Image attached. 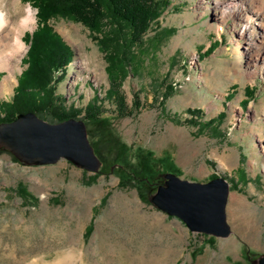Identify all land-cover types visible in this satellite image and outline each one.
Wrapping results in <instances>:
<instances>
[{"label": "rangeland", "instance_id": "obj_1", "mask_svg": "<svg viewBox=\"0 0 264 264\" xmlns=\"http://www.w3.org/2000/svg\"><path fill=\"white\" fill-rule=\"evenodd\" d=\"M13 1L0 2L5 10ZM167 1L143 44L127 51L132 64L119 89L132 113L125 116L107 96L108 55L124 50L110 22L94 33L67 17L49 21L74 52L57 92L76 107L102 102V123L78 120L105 162L102 173H89L66 159L27 165L0 149V264H257L264 254V55L250 49L263 28L248 18V6L259 10L264 0L225 9L217 0ZM19 5L35 24L7 90L8 71H0V103L13 97L28 66L25 35L38 28L37 8ZM189 108L202 111L199 125L186 123ZM222 112L223 122L204 124ZM166 173L201 183L224 177L232 235L193 233L154 206Z\"/></svg>", "mask_w": 264, "mask_h": 264}, {"label": "trees", "instance_id": "obj_2", "mask_svg": "<svg viewBox=\"0 0 264 264\" xmlns=\"http://www.w3.org/2000/svg\"><path fill=\"white\" fill-rule=\"evenodd\" d=\"M25 1L37 8L38 28L32 34L25 35V40L30 43L27 56L24 58L28 66L19 77L11 100L0 103L2 112L0 123L13 122L17 115L28 112L37 115L47 114L56 122L71 118L79 119L82 116L89 122L102 123L103 120L100 119L105 111L98 98H93L82 107H76L74 104L68 105L65 97L57 92L58 83L65 76L74 58L71 47L49 25V21L58 16L82 23L94 33H102L105 20L110 22L114 35L118 37L116 42L121 38V47L124 50L115 55H108L111 87L107 96L111 100H116L117 109L121 112L120 116L131 114L132 111L127 110L126 97L119 89L124 67L127 63L132 64L131 57L127 53L133 47L143 44L144 36L152 23L161 16L169 2L167 0ZM124 27L127 30L126 33L123 32ZM247 91L249 94L252 93L251 89ZM186 112L190 115L186 123L195 126L200 124L202 121L200 109L189 108ZM225 115V112H222L217 119H210L203 123L213 125L218 121L223 122ZM99 158L104 164L105 159L102 154ZM99 173L102 171L100 170ZM120 185L123 186L122 183ZM19 191L21 196L26 195L23 187L19 188ZM91 231L92 226H89L87 233Z\"/></svg>", "mask_w": 264, "mask_h": 264}, {"label": "water", "instance_id": "obj_3", "mask_svg": "<svg viewBox=\"0 0 264 264\" xmlns=\"http://www.w3.org/2000/svg\"><path fill=\"white\" fill-rule=\"evenodd\" d=\"M0 149L27 165L66 159L89 173H97L102 167L85 122L74 118L48 123L33 112L19 114L13 122L0 124ZM229 192L230 184L224 177L201 183L166 173L150 202L179 218L193 233L228 238L233 233L226 214ZM257 264H264V254Z\"/></svg>", "mask_w": 264, "mask_h": 264}, {"label": "bare ground", "instance_id": "obj_4", "mask_svg": "<svg viewBox=\"0 0 264 264\" xmlns=\"http://www.w3.org/2000/svg\"><path fill=\"white\" fill-rule=\"evenodd\" d=\"M1 1V0H0ZM218 4L224 3L225 8H228V5H234V7H241L240 4L246 2L247 0H217ZM253 2V1H252ZM250 2V4H253ZM226 3V4H225ZM12 5V9L10 8ZM19 0H14L7 9L4 10L0 2V11L5 13L6 24L3 28H0V71H8V75L3 81L1 87L3 90H7L10 87V84L14 82V78L17 70L20 68V61L27 51V46L23 40V35L26 30L33 27L35 24V18L30 8L22 10L19 8ZM249 7V12L251 16L248 15V18H255L260 21L257 25H260L262 30V37L260 44L253 43V47L250 49L256 50L259 52V55H264V3L259 10H254ZM239 10V9H238ZM245 13H247L246 8H243ZM222 15L226 14L224 10ZM243 11V12H244ZM14 12V14H13ZM242 14V13H241ZM243 15V14H242Z\"/></svg>", "mask_w": 264, "mask_h": 264}, {"label": "clouds", "instance_id": "obj_5", "mask_svg": "<svg viewBox=\"0 0 264 264\" xmlns=\"http://www.w3.org/2000/svg\"><path fill=\"white\" fill-rule=\"evenodd\" d=\"M6 24L5 13L0 11V28H3Z\"/></svg>", "mask_w": 264, "mask_h": 264}]
</instances>
